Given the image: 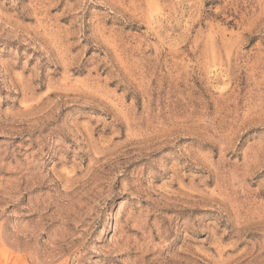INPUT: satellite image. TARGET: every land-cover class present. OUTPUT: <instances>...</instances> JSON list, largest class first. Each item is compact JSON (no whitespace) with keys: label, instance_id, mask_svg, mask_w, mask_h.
<instances>
[{"label":"rangeland","instance_id":"obj_1","mask_svg":"<svg viewBox=\"0 0 264 264\" xmlns=\"http://www.w3.org/2000/svg\"><path fill=\"white\" fill-rule=\"evenodd\" d=\"M0 264H264V0H0Z\"/></svg>","mask_w":264,"mask_h":264}]
</instances>
